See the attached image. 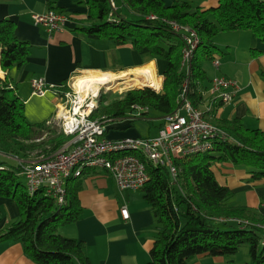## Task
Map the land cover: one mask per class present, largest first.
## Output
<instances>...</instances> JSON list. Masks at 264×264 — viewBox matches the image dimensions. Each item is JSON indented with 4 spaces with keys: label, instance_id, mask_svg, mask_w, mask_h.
I'll return each instance as SVG.
<instances>
[{
    "label": "trees",
    "instance_id": "trees-1",
    "mask_svg": "<svg viewBox=\"0 0 264 264\" xmlns=\"http://www.w3.org/2000/svg\"><path fill=\"white\" fill-rule=\"evenodd\" d=\"M73 1L87 6L86 17L77 30L89 40L131 43L151 58L168 62L161 92L151 87L134 88L118 96L112 94L116 98L111 103L104 101L111 92H102L97 115L125 116L135 106H144L165 116L178 108L185 80L181 69L184 41L181 34L171 30L172 21L192 27L201 40L190 76L189 98L195 106L203 99L201 90L206 89L203 81L207 77L204 64L213 59L214 39L220 32L250 30L264 43V0H219L217 7L209 9L194 7L188 1L171 5L163 0ZM47 3L49 10L66 16L57 7V0ZM0 52L1 67L6 72L29 60L31 47L17 36L16 22L12 19L0 20ZM10 87L8 75L0 78V153L19 157L23 153L26 158L29 151L46 143L43 151L52 155L67 137L51 130L47 123H30L24 101ZM219 126L231 139L216 141L213 150L207 153L175 159L179 169L177 179L169 168L146 162L150 180L141 190L160 227L151 260L146 264H191L199 255L229 258L247 244L251 250L249 264H264L262 230L256 225L264 224V219L255 217L246 206L233 205L232 191L217 180L213 169L216 162H231L247 170L252 179L264 178V132L245 130L238 120L221 122ZM42 132L58 134L34 144L33 141L44 136ZM21 171L20 165L14 168L0 159V198L11 199L19 208V218L0 234V239L21 240L26 254L37 264H92L83 241L59 233L60 226L75 222L81 215L78 197L81 186L72 182L77 178L67 181V200L61 205L43 190L30 195Z\"/></svg>",
    "mask_w": 264,
    "mask_h": 264
},
{
    "label": "crops",
    "instance_id": "crops-1",
    "mask_svg": "<svg viewBox=\"0 0 264 264\" xmlns=\"http://www.w3.org/2000/svg\"><path fill=\"white\" fill-rule=\"evenodd\" d=\"M163 1L166 5L188 1L194 7L202 9L219 5V0ZM57 7L68 17V23L65 29L50 32L45 26L36 24L33 17L34 14L49 10L47 0H0V20L15 21L17 36L31 47V54L25 65L15 66L6 72L0 63V78L4 79L8 75L12 92L25 103V115L30 123H48L54 119L65 85L78 74L89 71L121 74L154 62L156 69L162 70L163 83L168 64L166 60L153 59L146 52L135 49L131 43L118 45L108 39L89 40L77 30L86 17L87 6L73 0H57ZM214 43L216 49L213 59L218 58L220 65L215 66L213 59L205 62L207 77L203 84L208 88L214 78L224 76L236 80L239 91L231 102L218 104L208 111L206 108L210 93L201 90L203 99L197 107L218 125L238 120L245 130L264 132V43L250 30L220 32ZM39 77L45 78L50 86L54 85L56 88L50 89L45 96L35 95L32 81ZM162 83L160 88L152 89L161 92ZM150 110L148 108V112L138 118L149 120L147 117ZM138 118L133 121H125L127 118H123L114 122L110 125L107 136L112 139L142 137L131 127ZM163 118L164 116L159 115L151 117L149 121L160 120V130L164 125ZM58 132L61 133L59 130ZM213 169L217 180L232 191L233 205L246 206L255 217L264 219V178L252 179L247 170L231 162H216ZM72 182L80 183L81 186L78 191L81 215L75 222L60 226L59 233L64 237L83 241L92 264L149 262L160 227L142 190L122 191L110 174L97 169H86L81 177ZM123 205L130 211L128 220L122 217ZM0 206L1 234L19 218V208L9 198H0ZM237 255L238 253L229 258L199 255L191 260V264L250 263L251 260L239 263ZM0 264L37 263L26 254L21 240L6 238L0 239Z\"/></svg>",
    "mask_w": 264,
    "mask_h": 264
},
{
    "label": "built area",
    "instance_id": "built-area-1",
    "mask_svg": "<svg viewBox=\"0 0 264 264\" xmlns=\"http://www.w3.org/2000/svg\"><path fill=\"white\" fill-rule=\"evenodd\" d=\"M112 4L115 6L114 2ZM33 17L36 24L45 26L50 32L63 30L68 23L66 16L54 10L37 13ZM170 25L171 30L181 34L184 41L181 69L185 73V80L178 98V108L164 116L160 134L156 137H108L111 124L123 118L133 121L147 113L148 108L135 106L127 117L95 116L99 109L100 93L90 92L81 96L74 83L68 81L65 85L68 89L62 93L55 117L49 122L57 125L67 141L52 155L40 156L32 164L22 165L21 174L30 195L43 190L59 204H65L67 181L81 177L86 169L107 172L122 191L141 190L150 180L146 162L169 168L177 179L179 169L175 159L207 153L213 150L216 141L231 139L226 130L208 119L205 111L195 106L189 98L191 66L201 43L198 33L192 27L175 21ZM213 64L219 66L220 60L214 58ZM32 88L35 95L45 96L56 87L39 77L33 79ZM204 91L210 93L206 109L211 111L218 104L231 102L239 91V85L234 79L216 77ZM121 214L125 220L130 219L126 205L121 207ZM256 225L262 230L260 243L264 247V224Z\"/></svg>",
    "mask_w": 264,
    "mask_h": 264
},
{
    "label": "rangeland",
    "instance_id": "rangeland-1",
    "mask_svg": "<svg viewBox=\"0 0 264 264\" xmlns=\"http://www.w3.org/2000/svg\"><path fill=\"white\" fill-rule=\"evenodd\" d=\"M117 1L119 3L120 0H117ZM124 10H126V9H124ZM122 11H123V9H122ZM201 49H200V51H201ZM156 71L158 73V76L161 77V78H163L162 70L160 68H158V69H156ZM80 75H83V73L82 74H78L77 76H75L72 79L71 83L72 82L74 83L75 82V79L78 76H80ZM131 75H129L131 78H134L136 76V75H132V76ZM126 81H127V77H121L118 80H116L115 82H113L111 84V87L110 88H108L107 86H103L102 89L100 88V91L98 92V93H100L99 96H101V93L102 92L103 93H109V92H111V95H109L108 98L104 100L106 103L107 102L108 103H111V102L114 101V99L116 98V95L117 94L120 95L121 93H123V92H125L127 90L134 89V88H145V87H147L146 85L145 86H136V85L134 86V85H132V86L125 87V85H127L126 84ZM162 85H163V83H162ZM112 94H116V95H112ZM82 95L83 94L81 93V96ZM84 96H86V95H84ZM101 115H103V114H101ZM159 115L160 114L157 111L150 110L149 111V116L147 118H150L149 120H151V117H157ZM95 116H98V115L96 114ZM149 120L146 119V118H138L133 123V125L131 127H134V129H136L139 132V135H141L142 137H147V136L156 137V136H158L160 134V130H161V129L159 130V127H158V124L160 123L159 122L160 120H157L158 122H151ZM53 124H55V123H53ZM47 126L49 128H51V130H53V129L54 130H59V128L57 127L56 124L55 125H51L48 122L47 123ZM41 134L44 135V136L42 138H40V139H37V140L33 141V142H36L34 144H40L38 142L43 143V142H46L49 139L51 140L52 138H54L58 134V132L57 133H53L52 132V134H50L48 132H42ZM25 143L30 144L31 142L30 141H27ZM46 145L47 144L45 143L42 146H37V149H34V150L29 151L28 152V156L26 158L23 157L24 156L23 153L20 154L21 157L15 156V155H6L4 153H0V159L7 161V163L10 164L11 166H13L14 168H16L17 165L19 164L20 165V168L22 169L23 168V166H22L23 164H27V165L32 164L33 161L34 160H37V158L39 156H41V158L43 156H50V155H47V152H44L43 151V147L46 146ZM22 179H23V177H22ZM261 249H262V246L259 245V250H261ZM236 257H237V260L239 261V263H243V262H247V261L249 262L251 260L250 245H248V244L247 245H243L241 247L240 251L238 252V255Z\"/></svg>",
    "mask_w": 264,
    "mask_h": 264
},
{
    "label": "bare ground",
    "instance_id": "bare-ground-1",
    "mask_svg": "<svg viewBox=\"0 0 264 264\" xmlns=\"http://www.w3.org/2000/svg\"><path fill=\"white\" fill-rule=\"evenodd\" d=\"M1 74V69H0ZM136 75L131 78L129 75ZM131 75V76H132ZM121 77H127L125 87L127 86H150L153 88H160L162 79L158 76L156 71V65L154 62L148 65L138 68L134 71L123 72L121 74H115L111 72H86L83 75L78 76L75 79V88L84 95L90 92L94 94L98 93L103 86L111 87V84ZM129 78V79H128ZM122 89V88H121Z\"/></svg>",
    "mask_w": 264,
    "mask_h": 264
},
{
    "label": "water",
    "instance_id": "water-1",
    "mask_svg": "<svg viewBox=\"0 0 264 264\" xmlns=\"http://www.w3.org/2000/svg\"><path fill=\"white\" fill-rule=\"evenodd\" d=\"M147 87H150V86H147Z\"/></svg>",
    "mask_w": 264,
    "mask_h": 264
},
{
    "label": "clouds",
    "instance_id": "clouds-1",
    "mask_svg": "<svg viewBox=\"0 0 264 264\" xmlns=\"http://www.w3.org/2000/svg\"><path fill=\"white\" fill-rule=\"evenodd\" d=\"M153 88V87H152ZM100 91V90H99Z\"/></svg>",
    "mask_w": 264,
    "mask_h": 264
}]
</instances>
